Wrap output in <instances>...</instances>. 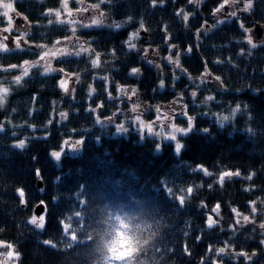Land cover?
Segmentation results:
<instances>
[{
	"label": "trees",
	"instance_id": "obj_1",
	"mask_svg": "<svg viewBox=\"0 0 264 264\" xmlns=\"http://www.w3.org/2000/svg\"><path fill=\"white\" fill-rule=\"evenodd\" d=\"M219 2L204 0L197 7L188 4V0H175V3L165 0L163 6L153 7L151 0H111L101 7L108 22H122L120 28L99 26L81 28L77 32L82 41H89L92 47L105 54L103 59L107 63L104 69H91L86 57L62 58L68 63L53 61L56 68L81 73V83L75 85V99L57 86L61 78L59 72L41 76L40 70L34 69L22 86L13 89L5 108L0 110V122L5 125L0 133V240L13 243L20 252L17 264H97L100 255L96 251L97 237L101 228L107 229L117 214H127L139 226L142 240L148 241L145 244L147 254L142 257L144 264H202V261L211 264L214 259L223 264H264V245L259 243L264 239L262 230L257 227L252 232L251 224L237 228L235 233L229 228L234 221L232 207L248 214L250 200L264 199V34L261 41H257L253 34L256 23L264 27V0H254L250 13H239L245 27L252 30L253 41L258 45L254 49L243 41L245 34L236 18H228L224 24L212 27L217 19L212 16V9ZM58 7L59 0H17L15 8L23 15L16 16L15 23L26 27L23 16H27L31 22L30 39L51 44L70 34L66 26L47 24L50 17L44 15L45 11ZM181 7L194 13L187 28L175 15ZM204 21L207 24L197 40L196 31ZM141 22L147 31L140 29ZM165 25L172 35L169 42L179 46L182 67L187 69V74L177 70L179 78L174 82L173 66L162 59L168 55V46L164 42ZM137 30L139 50L130 51L123 42ZM15 35L13 31L7 41L10 48ZM189 44L193 46L191 54L185 52ZM25 48V52L0 55V63L19 64L24 59H37L39 49ZM144 48L149 49L146 58H142ZM241 48L245 50L243 55L239 54ZM113 49L116 58L111 55ZM154 50L159 51V56ZM217 59L223 63H216ZM148 60L159 63L161 68L148 64ZM205 61L211 75L204 77L206 82L200 84ZM132 67H139L142 74L129 76ZM97 72L109 75L114 81L109 87L113 97L117 95L115 82H118L137 87L144 107L161 105L168 107V111L177 108L181 113L183 106L187 105L188 115L195 117L194 128L188 135L179 137L185 144L181 154L176 155L173 142L149 136L141 139L138 128L126 119L129 103L126 99L124 103L109 100L103 90L104 81L97 79L93 83L92 77ZM15 74L18 73H12ZM161 74L165 79L163 89L158 87ZM188 74L195 84L188 79ZM215 76H220L221 80L217 81ZM89 83L97 89L91 98L87 96ZM196 84L200 85L198 89ZM194 90L197 91L195 100L191 96ZM180 94L183 99L177 102ZM33 95L37 96L35 103L32 102ZM208 95L216 99L205 103ZM53 100L57 101L56 112L68 111L69 118L61 121L57 116L51 125H47L48 119L54 115ZM101 101L104 108L96 113L86 111L89 105L95 107ZM236 104L242 109L244 105L248 108L237 114L235 120L220 127L214 113H226ZM117 107L124 112L114 119L126 121L128 131L113 135L111 128H101L95 118L97 115L102 119L110 116ZM149 112L156 115L152 109ZM175 123L186 127L187 119L176 116ZM29 125H35V130ZM249 127L253 133L247 131ZM73 128L75 132L71 131ZM204 128L209 132H203ZM68 136L83 139L84 143L77 153H66L57 162L50 153L59 150ZM25 138V148L16 147L17 141ZM197 164L204 165L214 175L205 177L200 172L191 171ZM37 169L40 177L36 175ZM222 170H239L241 177L226 178L223 187L213 184L209 189L207 185ZM252 172L256 175L251 181L242 178ZM39 180L41 187L37 185ZM197 184H203V187L195 189L184 206H180L167 191L169 187L175 191ZM250 185L255 187L245 191ZM19 188L25 191L24 204L17 193ZM201 200L209 208L221 204L224 219L212 229L206 225L207 210L200 206ZM40 201H44L48 209L44 230L28 223ZM260 208L264 210V205ZM75 212H80V216L73 217V226L80 227L76 225L78 219L83 230L77 233L78 241H71L63 235L60 221ZM49 239L56 244L55 248L43 243ZM225 240H231L236 252L243 250L251 254L256 251L258 255L246 262L243 257L231 253L217 256L214 251H207L209 245L222 247ZM69 243L72 247H66ZM185 246L188 252H185Z\"/></svg>",
	"mask_w": 264,
	"mask_h": 264
},
{
	"label": "snow or ice",
	"instance_id": "obj_2",
	"mask_svg": "<svg viewBox=\"0 0 264 264\" xmlns=\"http://www.w3.org/2000/svg\"><path fill=\"white\" fill-rule=\"evenodd\" d=\"M17 0H0V55L8 54L14 51L25 52L28 48L35 47L39 49V53L37 59L28 60L24 59L21 63H0V110L5 108V105L8 101V98L13 92L15 87L22 86L26 81V78H30L34 69H39V74L41 76H48L53 73L59 72L61 74V78L57 82V86L64 93L71 95L72 99H75L76 86L81 83V73L79 71L69 72L66 71L64 67L56 68L53 66V61H59L60 63H68V57H78V58H87L88 64H90L91 69L93 70H103L106 60L103 59L104 53L97 51L94 47H92L89 41H82L80 36L77 35L78 29H88L93 27H99L105 24V12L102 9V5H106L111 3V0H95V2H91V0H59L58 8H49L45 11L44 15L46 17H50L47 20L48 25H60L66 26L67 32L70 34H65L61 38L55 39L51 44L45 42H35L30 39L31 33V22L28 21L27 16H23L24 21L26 22V27L21 28L17 26L15 23L16 16H22L23 14L19 13L15 8V3ZM175 3V0H173ZM71 3H76L78 5L77 8L73 9L70 7ZM204 0H188V4H194L199 7ZM151 4L153 7L163 6L165 4V0H151ZM254 0H220L215 8L212 9V16L217 17L216 23L212 25V27H217L220 24H224L228 18H236L239 23L240 29L245 34L243 37V41H245L250 49H254L258 47L257 43L253 41V36L251 35V29L245 27L242 20H240L239 13H250L253 9ZM225 9L227 12L225 13ZM91 13V15H86ZM175 15L180 17L184 23V26L187 28L189 19L194 15L192 12H188L184 7H181L176 10ZM223 17V18H219ZM131 19V17H129ZM207 21L201 25L200 28L196 31L197 40L200 39L201 29L205 27ZM122 26V22L113 21L108 27L112 28H120ZM140 29L147 31L144 29V24L141 22ZM13 31H15L16 35L12 37L14 48H10L7 41L9 37L12 35ZM163 31L166 33L164 36V42L168 46V55L162 57L163 60L167 61L168 64L173 66V82L177 80L179 77L176 75V71L179 70L185 74H187V69L182 67L181 64V51L179 50V46L177 44L170 43L172 39V35L167 32V26L165 25ZM7 34V35H6ZM139 39V30L134 31L129 34L128 38L123 42L126 47L132 50L137 49L136 41ZM241 41H238L240 43ZM199 48V44L196 45ZM173 50H175L173 54ZM144 57L146 58L149 53L148 48H144L143 50ZM193 51V46L189 44L185 49L187 54H191ZM244 49H240V55L244 54ZM154 54L159 56V51L154 50ZM249 55L251 54L249 50ZM34 55H37L34 53ZM111 55L113 58H116V50L113 49L111 51ZM231 58H229L230 60ZM148 64L154 65L157 69L161 68L159 63H155L153 60H148ZM216 63H223L222 60L217 59ZM205 71L201 73L199 77L200 84L205 83L204 77L210 76L211 73L207 68V62L205 61ZM13 72H17L18 74L12 75ZM129 76H139L141 75V69L139 67H132L129 70ZM74 78V79H73ZM217 81L221 80L220 76L214 77ZM104 81V92L107 93V97L109 100H118L121 103H124L126 99L129 103L130 107L127 108V117L129 123L136 126L138 131L141 134V139H144L145 134L150 136H155L158 138H163L166 140H170L174 142V151L176 155H180L182 149L185 148V144L181 142L178 138V134L182 136L188 135V133L193 131L194 124L193 121L195 117L189 116L187 112V105H184V110L180 113V115L187 118V127H181L175 123V109H172V113L162 111L161 105H156L155 113L153 119L145 120L144 119V106L139 100V91L137 87H127L125 85H121L118 82L116 83V91L117 95L113 97L112 92L109 90L111 84L114 83L109 77V75H100L99 72L96 73L92 77L93 83L97 80ZM188 79L192 80L195 84V80L188 74ZM93 83L88 84L87 96L91 98L96 92V87L93 86ZM174 86V84H173ZM199 84H196V88H199ZM159 88L163 89L165 87V79L163 78V74H161V78L159 80ZM155 91V89H154ZM191 96L193 100H195L197 96V91H192ZM135 98V99H134ZM183 99V94H180L177 102ZM216 98L213 95H208L205 98V103L207 101H214ZM37 100V96H32V102L35 103ZM57 101L53 100V113L54 115L48 119L47 125H51L53 121L58 116L61 121H66L69 118L68 111H59L56 112L55 105ZM104 102L101 101L92 107L88 106L86 111L96 113L99 109L104 108ZM248 105H244L243 109L240 104H236L234 107H231L225 113L224 111L214 113L217 118V122L220 127H224L226 122H230L236 119L237 114L242 113V111L246 110ZM15 111V109H12ZM124 112V109L119 107L116 108V111L107 117L101 118L100 115H97L95 118V123L104 125V121H112L115 118H119ZM248 118L251 119V113L248 114ZM11 123V121H9ZM27 123V121L25 122ZM33 130H35V125H29ZM5 129V125L3 122H0V133H2ZM117 132H127L128 128L125 127L123 123L118 124L116 126ZM72 132H75L76 129H72ZM203 132L208 133L209 129H202ZM249 133H253V129L249 127L247 129ZM15 134V133H13ZM46 138V137H45ZM99 139V137H97ZM26 140L20 139L16 143V147L23 149L26 146ZM84 143L83 139H78L75 142H72L71 136H68L61 143L59 150L51 151V157L59 162L62 158V155L66 154V149L71 151H77L78 147ZM157 150H159L160 145H156ZM35 159V157H33ZM193 172H200L205 177H212L214 173L210 171L207 167L202 164H197L194 168L191 169ZM37 177L41 176L40 170H36ZM256 175L255 172L248 174L246 177H242L248 181H251L253 177ZM233 177H241V173L239 170H222L216 175L215 180L212 183H209L207 187L211 189L213 184H219L223 187L226 178L231 179ZM203 187V184H197L195 186L189 185L187 187L178 188L175 191L173 188L169 187L167 189L168 193L173 195L175 200L178 201L180 206H184L190 198L195 189ZM255 186L250 185L245 188V191H251ZM17 193L20 197L21 204L26 203L25 201V191L23 188L17 189ZM41 204H44V201H40ZM260 205H264V199L257 197L255 200H250L248 202V208L250 211L248 214H244L237 207H232L231 212L234 216L233 223L229 224V228L233 233L237 231V228L244 227L245 224L253 225L252 232L257 230V227L262 230L261 235H264V210L260 208ZM200 206L206 209V225L209 229L214 228L216 225L223 220V216L221 215V204L216 203L213 207L209 208L208 205L201 200ZM48 214L47 206L45 205L44 213L39 216L33 214L28 223L33 225L36 229L44 230L46 226V216ZM80 212H75L72 215H68L65 219L60 221L61 229L63 235L68 237L71 241H78V231H82V222L80 220H76V225L80 227L73 226V217H79ZM260 218V222L257 223V218ZM117 219H121L122 216L117 214ZM128 218V217H125ZM130 219V218H128ZM115 230V225H110L107 229L101 228L100 234L97 239L99 243L96 245V251L100 253L97 258V264H144L142 257H145L148 249L145 248V243H142V234L140 233V229L137 227L132 230L135 247L137 248V252L130 256H122L120 255V251L123 249L112 251L111 239L113 237V232ZM223 230V229H221ZM2 231V229H0ZM90 240H93L91 235H88ZM199 239V237H197ZM43 243L45 245H49L52 248L56 247V244L53 243L52 240H44ZM260 245H264V239L259 241ZM66 247H72V244L69 243ZM208 252H215L217 256H222L225 253H231L236 257H243L246 262H251L253 257H256L258 254L256 251H253L249 254L246 251L236 252L233 248L231 240H225L223 242V246L219 248H213V246L209 245ZM185 252H188L187 246H185ZM190 254V252L188 253ZM20 252L16 249L15 245L11 242H6L4 240H0V264H17V261L20 259ZM203 264V261H202ZM211 264H223L221 260H212Z\"/></svg>",
	"mask_w": 264,
	"mask_h": 264
},
{
	"label": "clouds",
	"instance_id": "obj_3",
	"mask_svg": "<svg viewBox=\"0 0 264 264\" xmlns=\"http://www.w3.org/2000/svg\"><path fill=\"white\" fill-rule=\"evenodd\" d=\"M127 214L122 216L121 219H117L116 215L112 218L111 225H115V230L113 232V237L111 239L112 251H120L122 256H130L137 252L135 247V240L132 230L139 227L132 219L125 218ZM145 239L142 243H147Z\"/></svg>",
	"mask_w": 264,
	"mask_h": 264
},
{
	"label": "rangeland",
	"instance_id": "obj_4",
	"mask_svg": "<svg viewBox=\"0 0 264 264\" xmlns=\"http://www.w3.org/2000/svg\"><path fill=\"white\" fill-rule=\"evenodd\" d=\"M70 7L71 8H73V9H75V8H77L76 6H75V4L74 3H71L70 4ZM86 15H91V13H88V14H86ZM111 23L110 22H108V20H107V17L105 16V24L104 25H102V26H108V25H110ZM17 26H20V24H18ZM21 28H24V27H22V25L20 26ZM143 33V31H140V34H142ZM12 48L14 47V44L12 43V46H11ZM53 65H54V63H53ZM153 110L154 112H155V107L154 108H150V106H146V107H144V119L145 120H151V119H147V117H152V119L154 118V116L155 115H152L150 112H149V110ZM173 109H175V116H180V117H184V116H182V115H180V112H178V109L177 108H173ZM169 109H168V107H166V106H164V107H162V111H164V112H168V113H172V110L171 111H168ZM156 114V113H155ZM185 119H187L186 117H184ZM121 123H123L124 125H126V121H122V122H117V120H115V119H113L112 121H108V120H105L104 121V125L103 126H101L100 124H98L101 128H111L110 130H111V133L113 134V135H116V134H118V133H121V132H117V130H116V126L118 125V124H121ZM126 127V126H125ZM182 127V126H181ZM186 127H187V125H186ZM135 128H137L136 126H135ZM145 136H149V137H155V136H150V135H147V134H145ZM181 135L180 134H178V138L180 137ZM155 138H157V139H159L160 141H170V140H166V139H163V138H158V137H155ZM78 140V139H77ZM76 141V139H72V142H75ZM170 142H173V141H170ZM174 143V142H173ZM79 149H80V146L78 147V150L77 151H71V150H68V149H66V153H68V154H75V153H77L78 151H79ZM0 259H2V257H0Z\"/></svg>",
	"mask_w": 264,
	"mask_h": 264
},
{
	"label": "water",
	"instance_id": "obj_5",
	"mask_svg": "<svg viewBox=\"0 0 264 264\" xmlns=\"http://www.w3.org/2000/svg\"><path fill=\"white\" fill-rule=\"evenodd\" d=\"M253 34L255 35V38L257 39V41H261L263 39V34H264V27L261 23H256L254 28H253ZM38 187H41V181L39 180L37 182ZM45 210V206L44 204H37L34 207V211L33 213L37 216H39L40 214L44 213Z\"/></svg>",
	"mask_w": 264,
	"mask_h": 264
}]
</instances>
